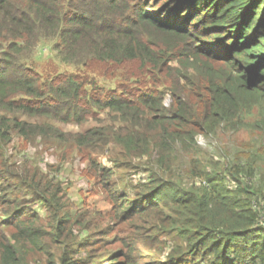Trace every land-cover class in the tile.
Segmentation results:
<instances>
[{
	"label": "trees",
	"instance_id": "1",
	"mask_svg": "<svg viewBox=\"0 0 264 264\" xmlns=\"http://www.w3.org/2000/svg\"><path fill=\"white\" fill-rule=\"evenodd\" d=\"M93 117L73 132L55 125ZM220 128L251 137L203 160L196 135ZM35 135L86 149L112 214L140 217L104 264H264V0H0V144ZM106 148L110 166L92 158ZM137 158L149 180L123 184L130 196L119 169ZM34 170H0L14 228L0 220V264H30L26 251L79 264L83 221Z\"/></svg>",
	"mask_w": 264,
	"mask_h": 264
},
{
	"label": "rangeland",
	"instance_id": "2",
	"mask_svg": "<svg viewBox=\"0 0 264 264\" xmlns=\"http://www.w3.org/2000/svg\"><path fill=\"white\" fill-rule=\"evenodd\" d=\"M38 53H40L39 57L43 58L42 61L49 62L50 59L47 56L49 53L48 46H43ZM169 101L170 96L166 93L164 104L167 105ZM103 117L104 115L100 114L101 123H104ZM29 119L43 120L41 117H31ZM56 121L55 125L66 132L82 130V128L100 124L98 119L94 117L87 118L79 124ZM249 137H251V132L247 129L230 132L220 128L214 135L205 136L199 133L196 135L195 140L199 148V156L205 160L209 154L213 155L215 159H219V157L226 154L223 149L232 154L242 148L243 141ZM86 152V149L77 148L70 140L65 141L41 135H35L29 139L14 136V138L0 144V170L19 176L15 170L20 172L25 170L27 173L32 174L36 171L34 169L38 168L37 171L42 172L48 178H55V181H58L65 191L66 202L71 215L83 221V225L79 230L81 232L77 234V240H82L81 242H86V244L82 249L74 251V255L80 259L79 264H104L111 257L113 251L117 247H121V243L118 241L121 236L138 234L133 224L140 217L134 216L132 219L123 220L112 214L114 202L106 192V187L101 184L97 173L89 167V156H86ZM107 153L108 149L106 148L92 154V158L110 166V163L106 161ZM180 155L186 160L183 152H180ZM144 158L145 156L142 157V159ZM228 159L233 161L232 158ZM140 160L141 158H137V160L132 161L135 164L133 168L119 169L122 172L120 176L123 179L121 182L119 181V186L125 188L130 196H134L135 191L123 184L138 185L140 182L147 183L149 180L148 173L144 170L148 166ZM183 166L185 165L183 164ZM195 180L196 182L200 181L198 178ZM9 194L7 193L6 197ZM27 198L31 197L27 195ZM1 204L0 220L5 223V225H2V229L10 234L14 230L12 219L10 217L5 218L4 212L1 210ZM33 208L41 216H46L41 204L37 203ZM262 220L264 221V215ZM42 225L47 229L46 222H42ZM103 227L109 229V231L103 233L101 229ZM78 228H80L79 225L72 224V230L74 229L76 232ZM157 245L158 243L152 239L148 246L154 250ZM50 250L57 251L56 245L54 244ZM164 252L165 250L161 252L160 256L163 257ZM46 253L47 251H26L25 257L30 259V264H43Z\"/></svg>",
	"mask_w": 264,
	"mask_h": 264
}]
</instances>
